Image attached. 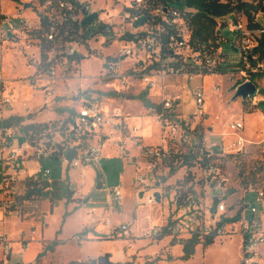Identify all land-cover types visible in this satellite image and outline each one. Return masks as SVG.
I'll return each instance as SVG.
<instances>
[{"label": "built area", "instance_id": "1", "mask_svg": "<svg viewBox=\"0 0 264 264\" xmlns=\"http://www.w3.org/2000/svg\"><path fill=\"white\" fill-rule=\"evenodd\" d=\"M91 1L39 0L41 7L31 3L30 8L35 11L34 19L25 15L24 5H17V10L11 13H4L0 8V42L2 44L7 38L17 43L22 40L24 43L19 44L18 51L25 55L26 63L23 75L7 77L4 75L3 53L0 51V221L5 220V211L12 206L5 199V189L12 182H24L25 191L29 181L38 184L48 182L46 187L53 190V169L44 164V160L56 157L61 163L63 174L68 175L71 170L99 160L106 127L113 126L122 133V129L127 126L125 122L130 114H125L121 107L107 110L84 96L81 97L79 108L69 109L65 116L44 122L38 132L30 131L27 134L22 128V124L28 122L27 116H11L22 119L8 123L9 117L5 114L13 110L16 104L26 111L30 110L27 98L22 97L23 89L30 85L36 93L43 94L45 106L56 101L58 96L55 95L54 85L57 79L68 77L65 74L81 54L80 47L74 43L81 44L97 35L108 36V39L118 43V47L115 55L104 61V75L115 82V89L139 83L143 91L141 93L149 95L150 91H157L151 95L156 98L149 100L146 110L148 116L155 118L162 126V143L155 148L144 149L148 157L146 166L153 168L158 164L156 159L163 161L164 157L176 153H195L193 161L203 169L204 192L211 198L209 210L211 214L218 213L213 224L203 223L195 233L206 238L222 235L228 233L224 224L231 223L234 226L239 221L240 226L235 230H238L242 239L240 264H264V135L260 140L245 138L243 120L233 115L223 121L229 130L215 132L213 126L207 123L213 109L212 96L203 83L209 74L223 72L230 79L228 86L236 88L240 83L251 80L254 73L264 71V60L258 59L255 52L259 38L264 33V25L254 28L239 20L234 21L233 45L239 50L242 60L239 67L232 68H238V72H230L223 67L225 57L222 46L194 48L190 44V29L183 11L169 0H130L128 4L122 1L121 12L110 14L108 11V15L104 14L103 9L93 11ZM93 12H97V16L84 24L83 20ZM141 17L142 23L136 25ZM34 47L37 49L34 50ZM29 70L32 72L28 73ZM194 77H200L202 82L188 88L194 108L185 112L180 93L185 87L178 80L186 78L190 82ZM220 90L219 84L211 87V91ZM256 98L255 95L247 99L258 104ZM262 117L264 119V112ZM30 135L38 137L31 138ZM218 135L233 139L229 143L213 140ZM19 137L24 138L21 143ZM131 138L136 143L141 140L137 125L133 126ZM249 150L259 151L261 155L256 161L259 165L257 177L248 184L249 192L253 194V204L249 206V216H245L247 194L242 196V204L235 208L225 199L228 190L226 184L232 176L225 160L232 154ZM58 181L61 182V178ZM137 181L140 188L136 193L137 204L160 203L155 195L159 191L156 183H161L160 180L153 183L147 179L146 172L140 171ZM65 190L68 198H85L76 180L70 177ZM25 191L20 199H13L14 207L22 210L26 204L24 201H28L32 207L38 208L41 196L23 197ZM124 195L121 184L110 188V206H121ZM56 202L51 198L50 210L55 208ZM229 208L235 211L228 216L226 212ZM96 212L97 208L92 206L88 212L90 220L100 217L94 216ZM179 212L184 215L187 211L180 209ZM238 213L239 219L234 220ZM101 221L108 226L111 237L130 238L138 229L128 221L113 223L110 215H103ZM178 225L147 223L141 225L140 236L157 239L177 232ZM36 232L35 227L30 231L20 230L17 238L14 237L16 239L1 232L0 264H8L12 258V241H18L21 244L20 251H23ZM84 238L81 232L77 240L82 243ZM30 263L21 260L17 264Z\"/></svg>", "mask_w": 264, "mask_h": 264}, {"label": "rangeland", "instance_id": "2", "mask_svg": "<svg viewBox=\"0 0 264 264\" xmlns=\"http://www.w3.org/2000/svg\"><path fill=\"white\" fill-rule=\"evenodd\" d=\"M122 1L123 4H128L130 0H92L91 6L93 11L103 9L104 14L107 11L110 14H117L122 10ZM245 1L263 5L256 13L255 20L264 25V0ZM26 2L41 7L39 0H0V8L5 13H11L17 10V5L23 6ZM32 4L24 6V13L34 19L35 11L30 8ZM172 5H174L173 2ZM235 18L248 25L246 15L243 12L235 11L234 14L230 13L217 18L216 26V31L221 38L222 53L225 57L223 67L230 72H238V68L236 70L232 68L239 67L242 60L239 50L233 45ZM23 43L22 40L18 43L12 42L9 38L4 39L2 44L0 42L5 76L18 77L24 74L26 70L25 55L18 51L19 44ZM74 45L80 47L81 54L65 74L68 77L57 79L54 85L55 95L58 96L56 101L45 106L43 94L36 93L35 88L30 85L22 91V97L27 98L30 110L26 111L24 107L16 104L13 110L6 111L5 114L9 115L12 112L26 114L43 108L32 116L47 122L56 119L60 114L66 115L65 110L69 111L70 108L66 103L73 105L70 109L79 108L81 97L84 96L99 102L102 107L109 109L121 107L125 114L132 115L130 119H126L127 126L122 129V133L113 126L106 127L105 131L108 132V137L102 147L101 159L96 163L71 170L68 175H64L60 161L48 159L47 164L53 169V176L59 175L61 182L59 181L58 189L55 187L54 191H50L51 187H46L43 195L38 199L40 205L38 208L32 207L28 201H24L26 204L22 210L14 207L13 199H20V195L25 191L24 182L14 181L5 189L6 202L12 206L5 211V220L0 221V233L6 232L14 238L18 236L20 230L30 231L32 227H35L37 231L23 251H20L21 244L18 241L11 242L14 252L8 264H17L21 260L31 262L30 264H69L72 261H80L78 264H98V259L106 254L109 255V261L112 264H145L146 261H151L152 264H240L242 239L238 230H235L240 226L239 221H236L234 226L231 223L224 224L228 233L214 235L211 242H207L206 237L199 236L193 252L187 257L184 256V243L187 239L200 229L203 223L213 224L218 218L217 212L211 214L209 210L211 198L204 192L205 181L202 167L198 163L191 166L183 164L181 159L174 161V166L177 169L174 174L170 173L168 161L164 162L161 159H156L158 164L155 167H147L148 157L144 149L157 147L162 139V126L155 118L148 116L146 110V100L154 99L151 96L154 94L153 91L149 92L150 96H145L141 93L143 91L139 88V83L134 84L135 86L115 89V82L104 75V61L108 60V57H113L118 47V43L108 39V36L97 35L89 38L88 41L81 44L74 43ZM124 63L123 66L126 67ZM31 72L32 70H29L28 73ZM208 76L204 78L203 83L205 88L211 92L213 109L207 123L213 126L215 132H222L229 130L223 125V121L232 115L238 116L245 125L243 129L245 138L260 140L264 135V119L262 117L264 92L260 91V88L264 87V72L254 73L251 76V80L258 87L256 93L258 105L254 104L253 100L244 99L241 96L233 98L235 88L228 86L230 79L225 73L219 72ZM178 82L185 87L180 91L184 102V111L190 112L193 110L194 104L191 101L192 95L188 88L198 85L202 79L194 77L188 82L186 78H180ZM216 84L221 85V90L211 91V87ZM76 92L78 93L76 94ZM41 101H43L42 104ZM134 125L139 127V134H142L141 140H138L137 143L135 139L131 138ZM35 137L38 135L33 138ZM231 139L233 137L220 135L213 137V140L225 143L231 142ZM22 141L23 138L19 137V143ZM260 155L261 153L256 150L243 153L241 159L246 162V171L249 167L255 166ZM238 169L237 159L227 161V170L232 172V176L229 177L230 180L226 184L228 190L225 199L235 208L242 204V196L247 194L244 215L249 216L248 209L253 204V194L249 192L248 184L243 182V177L237 175ZM140 171L146 172L147 179L153 183H156V180L161 181L158 185L159 191L162 192L160 203L137 204L135 190L138 185L137 175ZM69 177L76 180L87 201L67 197L65 185L69 181ZM98 182L102 183V187H97ZM119 183L124 185L126 196L125 204L121 205V208L118 206L114 208L117 213L115 221L124 216V208L129 213L133 206L134 210L138 208L141 215L147 213L149 220L156 221L159 225L178 223L177 232L165 234L157 239L141 237L142 224H139L140 226L137 225L138 229L133 237L108 236V226L101 221V218L104 211L107 213L108 190ZM51 198L57 202L54 210L50 213ZM92 206L97 208L94 216L99 215L100 217L90 220L88 212ZM234 208H229L226 214L228 216L233 214ZM180 209H186L187 212L180 215ZM85 221L89 225L101 226L97 230L101 235L88 234L87 237L84 231L79 230ZM130 222L135 224L134 213L131 215ZM91 228L93 230V227ZM81 232H84L83 235H85L82 243L77 240ZM51 243L53 246L48 247V244Z\"/></svg>", "mask_w": 264, "mask_h": 264}, {"label": "trees", "instance_id": "3", "mask_svg": "<svg viewBox=\"0 0 264 264\" xmlns=\"http://www.w3.org/2000/svg\"><path fill=\"white\" fill-rule=\"evenodd\" d=\"M174 3L175 7H179L183 11L184 18L190 29V44L194 48L201 47H211L217 48L221 46V38L218 31H216V26L218 24L217 18L227 15L234 14L235 11L243 12L248 21L250 27H260V22L255 20L256 13L259 8L263 6L262 4L254 3L245 0H169ZM235 20H238L235 18ZM234 20V21H235ZM255 52L258 54V59L264 60V33L260 36L258 45L255 47ZM256 61H254L255 63ZM262 71L261 73H263ZM260 91L264 92V87L260 88ZM146 104H150L149 100H146ZM259 104V103H258ZM257 104V105H258ZM21 117H11L7 119L8 123L13 121L19 122ZM44 122H28L22 124V128L28 134L30 131L38 132ZM32 138L33 135H30ZM195 153H176L169 157H164L163 161H168V166L171 174H174L177 169L174 166V161L181 159V163L187 165L194 164ZM242 154H232L226 158V162L229 159L238 160V175L243 177V182L249 184L250 181H255L256 172L259 170V165L256 162L255 166L249 167L248 171L245 170L246 162L241 159ZM53 159H57L56 157ZM236 162V160H235ZM44 164L48 163V160H44ZM237 163V162H236ZM237 165V164H236ZM57 184V183H56ZM55 184V186H57ZM48 182L38 184L37 182H27V189L23 197H33L42 196L45 187ZM240 213H238L233 219H239ZM198 234L194 233L187 241L184 243L185 257L189 256L194 249L195 242L198 238ZM207 242L213 241V237H207ZM174 243V242H173ZM53 246V243L48 247ZM41 254V253H40ZM95 263V261H93ZM80 261H72L69 264H78ZM93 264V263H92ZM145 264H152L151 261H146Z\"/></svg>", "mask_w": 264, "mask_h": 264}, {"label": "crops", "instance_id": "4", "mask_svg": "<svg viewBox=\"0 0 264 264\" xmlns=\"http://www.w3.org/2000/svg\"><path fill=\"white\" fill-rule=\"evenodd\" d=\"M2 10V9H1ZM3 11V10H2ZM4 12V11H3ZM5 13V12H4ZM26 69V68H25ZM136 84V83H135ZM129 86H135L134 84H131V85H129ZM128 86V87H129ZM140 88V87H139ZM144 92H146V91H144ZM153 93H157V91H153ZM142 94H145V96H147L146 95V93H142ZM155 97V96H154ZM88 101H91V102H94V103H97L98 105H100V103L99 102H97V101H94V100H91V99H89V98H87V97H85ZM156 98V97H155ZM146 100V99H145ZM148 100V99H147ZM41 104H42V101H41ZM66 105H67V107L69 106L70 108L73 106L71 103H66ZM101 106V105H100ZM104 107V106H103ZM69 108V109H70ZM105 109H107L108 110V108H106V107H104ZM41 109H43V108H38L37 109V111H34V112H29V113H26V114H23V115H25V116H27L28 117V119H27V121L28 122H36V121H38V122H43V121H40V120H38V119H36L35 117H33L32 116V114H35V113H37V112H39ZM68 110V109H67ZM67 110H65V112H67ZM20 113H18V112H12L11 114H9V115H7L9 118L11 117V116H14V115H19ZM67 114V113H66ZM21 115V114H20ZM132 115V114H131ZM130 115V116H131ZM63 116H65L64 114H60L58 117L60 118V117H63ZM57 117V118H58ZM8 118V119H9ZM127 119H130V117L129 118H127ZM107 128H105L104 130H103V132L105 133L104 135L106 136L105 137V139L108 137V132L107 131H105ZM139 132H140V130H139ZM140 136H142V134H139ZM23 138V137H22ZM24 139V138H23ZM105 139H104V141H105ZM162 140V139H161ZM160 140V143L162 142ZM95 141H97L96 140V138H95ZM159 143V142H158ZM103 147V146H102ZM101 156H102V152H101ZM101 159V157L99 158V160ZM98 160V161H99ZM61 173V172H60ZM63 174V173H62ZM59 175H55V177H54V182L52 183V186H53V190H51V191H54V189H55V187L58 189V187L57 186H54L56 183V185H59V177H58ZM119 184H121L122 185V187H123V189H124V197L126 196V189L124 188V185L122 184V183H119ZM118 185V184H117ZM139 185V184H138ZM138 185H137V188H136V190H135V196H136V193H137V191L140 189L139 187H138ZM86 198V197H85ZM84 198V199H85ZM83 199V200H84ZM108 200H109V198H108ZM124 200H125V198H124ZM123 200V203H122V205L123 204H125V201ZM136 202H137V196H136ZM118 207H122V206H118ZM115 206H113V207H111L110 206V203H109V205H108V208H107V213H105V211H104V213H103V215H110V217H111V219H112V221H113V223H118V222H121V221H128V222H130V219H131V215L134 213V216H135V226L136 227H138V226H140L139 224H147V223H156V224H158L156 221H150L149 219L150 218H148L147 217V213H142V215L140 214V212H139V209L138 208H136L135 210H134V207L132 206V208L129 210V213L128 212H126L125 211V208H124V216L123 217H121L120 219H118V221H115L116 220V218H115V216H116V211H115ZM50 209V208H49ZM54 210V209H53ZM53 210H51L50 211V213L53 211ZM138 225V226H137ZM91 227H93V230H91L92 228ZM101 226H99V225H89V223L87 222V221H85L83 224H82V226H81V228L79 229V230H81V231H84L85 232V235H87V237H88V234H93L94 236H100L101 234L99 233V232H97V230L100 228ZM83 232V233H84ZM107 232L109 233V228L107 227ZM108 236H110V234H108ZM44 245H46V244H44ZM43 245V246H44Z\"/></svg>", "mask_w": 264, "mask_h": 264}, {"label": "water", "instance_id": "5", "mask_svg": "<svg viewBox=\"0 0 264 264\" xmlns=\"http://www.w3.org/2000/svg\"><path fill=\"white\" fill-rule=\"evenodd\" d=\"M31 5L30 2H26L24 3V6H29ZM264 9V7H263ZM97 16V12H93L91 14H89L84 20L83 23L84 24H88L91 22L92 18ZM143 21V17H141L135 24L139 25L141 24ZM258 91V87L256 85V83L253 80H247L245 82L240 83L236 88H235V93L233 95V98L237 97V96H241L244 99H247L248 97L253 98L256 93ZM157 186L160 184L159 182L156 183ZM97 187H102V183L98 182ZM156 195V199L158 201L161 200V193L160 191H156L155 192ZM85 201H87V198L84 199ZM98 264H112L109 261V255L106 254L105 256H102L98 259ZM114 264V263H113Z\"/></svg>", "mask_w": 264, "mask_h": 264}, {"label": "bare ground", "instance_id": "6", "mask_svg": "<svg viewBox=\"0 0 264 264\" xmlns=\"http://www.w3.org/2000/svg\"><path fill=\"white\" fill-rule=\"evenodd\" d=\"M106 14L108 15V11L106 12ZM209 77V76H208Z\"/></svg>", "mask_w": 264, "mask_h": 264}]
</instances>
